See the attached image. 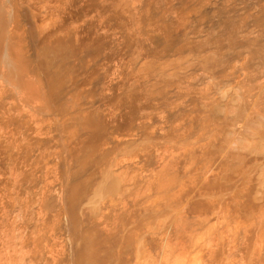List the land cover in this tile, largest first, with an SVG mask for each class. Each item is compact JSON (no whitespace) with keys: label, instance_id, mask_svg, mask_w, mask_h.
I'll use <instances>...</instances> for the list:
<instances>
[{"label":"bare ground","instance_id":"obj_1","mask_svg":"<svg viewBox=\"0 0 264 264\" xmlns=\"http://www.w3.org/2000/svg\"><path fill=\"white\" fill-rule=\"evenodd\" d=\"M112 1L108 2L109 6ZM118 1L121 4L126 2ZM140 1L136 4H139V11L135 5L139 12L136 16L138 24L144 26L139 33H151L146 31L150 26L151 29L156 27V30L161 28L159 33L162 34L153 33V29L152 37L147 35L155 42L152 41V46L156 45L160 51L181 46L178 34L171 27V21L179 16L175 15L178 16L176 19L169 20L174 15L168 19L163 13V20V0H146V4L152 2L147 5L149 7H145L144 0ZM114 2L117 8L121 7L117 1H113L111 6ZM153 2L157 4V11L152 8ZM156 2H160L159 5ZM181 2H178L175 10H179L183 4ZM219 2L222 7L218 23L216 21L218 27L215 28L218 29L213 35L216 40L212 37L211 43L216 41L213 44H217L215 48L217 46L220 56L212 52L211 56L207 52V55L204 54L205 60L201 56L204 61L202 66L217 71L218 75L214 72L216 79L211 77L215 80L214 84L213 80L209 81L211 85L202 82L203 87L192 89V96L187 97L190 101L186 110L190 115L200 112L202 116L197 114L195 119L193 116L188 118V122L194 120L192 125L186 122V126H175L176 122L170 127L169 122L165 130L155 127V130L148 131L153 128L149 127L152 124L147 128L142 126L144 133L140 131L137 137L135 119L133 121L127 117L125 120L129 121L121 124V127L116 123V118L122 108L132 109L136 100L137 104L141 103L137 95L140 91L136 92L140 87L135 84L138 80L126 86L129 81L124 84V79L128 74L122 78L123 85L118 86L120 92L114 98L115 104L113 102L112 109H105L104 102H109L107 93L114 86L115 83L111 84L117 81L116 78L112 76L107 83L108 76L100 75L103 72L99 68V73L95 69V72L89 73L90 76L86 75L89 79L85 77L90 67L86 70L87 60L84 62L81 54H87L94 60L95 66L99 65L96 62L106 47L104 39L95 35V40L78 45V41H72L73 34L58 35L52 31L44 35L46 28H39L43 38L41 43H37L39 46L34 53L36 61L32 66L27 63V66L21 61L27 56L21 58L22 53L18 51L21 48L20 44L17 46L19 39L13 35L11 26L12 31L9 29L14 13H7L2 3L0 264H264V4L258 7L257 0ZM128 4L126 2L124 5ZM167 4L171 6L170 0ZM127 6L124 8L122 4L124 11L129 10ZM238 6L240 10L236 9ZM9 8L12 11V7ZM43 11L41 18L37 15L41 28L46 21H54L56 17ZM114 18L116 15L111 19ZM178 26L181 27L180 24ZM14 29L18 30L15 26ZM243 50L252 52L255 57L251 55L253 58H250L258 61L251 59L246 62L248 56L242 61ZM147 65V71L154 69L152 72H156L155 65L152 64L154 68L151 64ZM104 72L109 75L106 69ZM151 73H146L144 69V78L149 84L153 82L151 77L147 79ZM214 74L211 73L212 76ZM159 80L160 83L154 81L152 89L147 82L148 85L143 82L145 86L142 84L140 87L144 89L145 100L148 102L151 99L149 103L158 98L167 102L160 94L169 80ZM144 93L141 90V96ZM175 95V98L180 96ZM159 99L155 104L163 107L165 103L161 105ZM146 101L142 102L147 104ZM139 105L141 108L133 106L138 109L134 112L142 110L143 105ZM172 108L175 112L178 105ZM158 110L161 111V107ZM158 110L154 112L155 115L153 113L156 119L162 112ZM180 111L183 112V109ZM182 112L174 115L177 114L179 118ZM199 116L202 119L196 121L201 118ZM139 117L141 119L142 116ZM51 118L56 123L54 120L51 122ZM49 120L56 130L53 127L50 131L52 125L48 124ZM160 120L158 118L154 122L157 127L161 126ZM54 140H58L60 154L65 155L64 158L58 155L61 159L58 165L61 167L62 164V167L57 170L50 168V164L48 167L46 162L45 165L41 164L44 154H49V149L55 147ZM37 148L40 151L45 149L42 157L39 156L41 158L35 154L40 162L30 159ZM139 162L146 164H141L143 168L150 167L144 168L148 170L146 173L142 171L145 174L137 173L141 172L140 169L136 171L137 168H134L140 165ZM56 172L60 179L57 185V182L54 183L57 186L54 188L55 185L51 183L47 185L46 179L58 176ZM42 182L43 186L40 185Z\"/></svg>","mask_w":264,"mask_h":264},{"label":"rangeland","instance_id":"obj_2","mask_svg":"<svg viewBox=\"0 0 264 264\" xmlns=\"http://www.w3.org/2000/svg\"><path fill=\"white\" fill-rule=\"evenodd\" d=\"M10 2L9 4H11V5H9L8 4V2ZM110 1H112V0H102L101 2H100V0H0V6H2V3H3V7L5 6V9L4 10H6V11H8L7 13H10V15L11 14H13L12 15V19L14 20V22H12L11 20H10V23H9V27L11 26L13 29V32L15 33L16 31L17 32H19V34L16 32L15 34L13 33V35L14 36H16L15 38H18L17 40V42H19V43H17V46H18V44H20L19 46L21 47V48H18L19 50V54H21L22 53V55H20L21 56V58H24V56L26 57V59L24 58V59H21V61L22 62H24L27 66H29L28 64H30L31 66L34 64V62L36 61V59H34L35 57V54L34 53H36V50H37V47L39 46L38 44L39 43H41L40 42V40H42L41 38H43V33H44V35L45 34H48V33H50V32H52V33H59L58 35H60V34H71L70 36H73L72 37V41L75 43H78V45H82V44H84L85 42L86 43H88V42H91L92 40H95V38L96 37H99V38H102V39H104V47L105 48H103L102 50L104 51H101V52H103V53H100V55L101 56H99V59H98V61L96 62V64L98 63L99 65H97V66H95V64H94V60L93 59H91V57H89L87 54V56L84 54V53H82L81 54V56H83V61L85 62L86 60V70L89 68V70H87L88 72H85V73H87V74H85V77H87L88 78V76H86V75H89L90 76V74L89 73H93V72H95V71H93V70H95L96 69V72H103V73H99L100 75L102 74V75H104V77L105 76H108L107 78H106V80H107V83H108V81L109 80H111L112 78V76H113V79H115L116 78V82H114L113 81V83L111 84V85H113L114 83V86L112 87L111 86V88H110V91H108V98L109 99H107V100H109V102H104V105H103V107L105 108V109H109V108H107V107H111V109H112V105H113V102H114V104H115V99H116V95H118V93L120 92L119 91V89H118V86H121V84H122V82H123V79H124V77H127V78H125L124 79V84H126L125 83V81L126 82H128V84H126V86H129V85H131V84H129V83H132V82H134V80H138V82L137 83H135V84H137V86L138 85H140V87H142L144 84H147L148 83V80L147 81H145L146 79L144 78V69H145V71H146V73H151L152 72V70H154V69H151V70H149V71H151V72H149V71H147V67H145L146 65H147V63H148V65L147 66H150V64L152 65H155L156 66V69H155V71L156 72H152L151 73V75H149V76H147V79L149 78V77H151V81H153L152 83L150 82V84L148 85L149 87H151V89L153 88V86L155 85V84H153V83H155V82H157V83H160L159 81V79H162V80H169V82H167L166 84H167V86H166V84H164V86H165V88L163 89L162 88V91H161V96H164L165 98H163V99H165L167 102H169V103H171V105L169 106V103H168V105H167V102L165 103V102H163V100L160 98H158L161 102H159L160 104L161 103H165L164 105H163V107L162 106H160L161 107V111L160 110H158V109H160V107L158 106V105H156L155 104V102H157L158 101V99L155 101V102H153L154 104H152V102L151 103H149V101L151 100H149L148 102L145 100V93H144V89H142V88H140L139 86L137 87V91L136 92H138V91H140V96H141V90H143V95L141 96V98H140V96H139V94L137 93V95H138V100L139 101H146L147 102V104L149 103V105H147V104H145L144 102H142L141 101V103L139 102V104H142L143 106H142V110L141 109H139L140 110V112H134V111H137L138 109L137 108H141V106L139 105V104H137L138 102H137V100H136V102L134 103V105L133 106H137V108L136 107H133L132 106V109H131V105H132V103L130 104V106H127V107H130V109L128 110L127 108H124V110H123V108L121 109V111L122 112H119V114L118 115H120L119 117H118V115H117V118H116V120H117V124L119 125V126H121V127H123V125H124V123H126V122H128L129 120H125V119H127V117L129 118V119H133V121H134V119H135V121H137V123H135V121H134V124L136 125V130L138 129V133L137 132H135V135H136V137H137V134L138 135H140V131H142L143 133H144V129H143V127L142 126H144L145 128H147L146 126H149V125H151V126H149V127H153L152 129L150 128H148L149 130L148 131H150V130H155L154 128L156 127V129L157 130H162V129H164L165 130V128L167 127H169V125H170V127L171 126H174L175 125V123L177 122V124L175 125V126H177V125H183V124H185V125H183V126H186V124L188 125V123H191V125H192V123H194L193 121L194 120H191L192 122H190V120H189V122H188V118H190V117H194V119H195V116L197 115V114H200V112L199 113H197V114H192L191 113V115H190V113H189V111H187L186 109H187V103L189 104V101L190 100H188L191 96H192V89H197L198 87H200L201 88V86L202 85H204L202 82H204L205 84H206V82H207V84L209 83V85H211V83L210 82H212V80L213 79H216L215 77H217L215 74H217L218 75V73H216L215 71H210L209 70V68H206V66H202V62H204L202 59V57L204 56V60L206 59V55H207V53H208V55L210 54V56L211 55H218V56H220V54H217V50H216V48H217V46H216V48H215V45H217L216 43H214L213 44V42L216 40L214 37L215 36H213V35H215V33L217 32L215 29H218V28H215V27H218V21H219V15H220V10H221V3L219 2V0H195V2H194V0H192V1H187V0H184L185 2L187 1L188 3L187 4H184L185 2H183V4H181L180 5V7H179V10L178 9H176L175 10V8L176 7H178V5H179V3L178 2H181V0L179 1H177L176 2V0L175 1H173V0H170V7H169V4H167L168 2H169V0H160V1H162L161 3H162V5H163V8L161 9V14H162V19L164 20V18L163 17H165V16H163V13H164V15H166L167 16V18L168 17H172V15H174L171 19H169V20H173V18H177L178 16L180 17V20H181V22H180V20H179V17L176 19V20H173V21H175V24H174V22L173 21H171L170 23L172 24V28H173V32L178 36L177 37V39L179 40L178 42H180L181 43V46L180 45H178V47L176 48H174L173 46H171L170 47V49L169 48H165V49H162V51H160V49L158 48H156L157 46L155 45V46H152V44H154L155 42L153 41V40H151V37H152V30L154 29V27H152L153 29H151V26L150 27H147V29H146V31L147 32H149V31H151V33H149L150 34V36L148 37L147 35H149V34H145V35H143V33H139V31H140V29L141 30H143V25H139L138 24V21H137V17L136 16H138V13L139 12H137V10L135 9L137 6H139V4L138 5H136L138 2L137 1H139V2H141L140 0H135L136 2H134V0H125L126 2H127V4H128V6L127 5H124V4H126V2L124 1V0H122V2L124 1L125 3H122L123 4V6H124V8H125V6H127L128 7V11H124V8L122 7V4L121 3H119V2H121V1H118V0H113V1H117L116 3L118 4L119 3V5L121 4V7H118V8H120V10L118 11V12H122L123 11V13H119V15H118V12H117V10H118V8H117V6L118 5H116L115 4V2H114V5L116 6V8L117 9H115V6L114 5H112L111 6V3L113 4V1L110 3V6H109V4H108V2H110ZM129 1V2H128ZM148 1V0H147ZM146 0H144V2H145V4H146V2H147ZM152 1V0H151ZM154 1H156V0H154ZM157 1H159V0H157ZM236 1H238V0H236ZM258 1V7H262V5L264 4V0H257ZM263 3H262V2ZM5 2V3H4ZM106 3V4H104V3ZM143 2V3H144ZM173 2H175L174 4H173ZM181 2V3H182ZM191 2V3H190ZM151 3L152 2H148L147 4H146V6L145 7H149L150 5H151ZM154 3L155 2H153V5H154ZM156 3H158V2H156ZM160 3V2H159ZM159 3H158V5H159ZM165 3V4H164ZM172 3V4H171ZM193 3V4H192ZM217 3V4H216ZM218 3H220V4H218ZM237 3H240V1L239 2H237ZM262 3V4H261ZM5 4V5H4ZM7 4V5H6ZM148 4H150L149 6H147ZM191 4H192V6H191ZM215 4H216V7H215ZM10 7H12V11H11V8H9V6ZM103 5V6H102ZM105 5H107V6H105ZM129 5H130V7H129ZM135 5H136V7H135ZM153 5H152V8H155V6L157 5H154V7H153ZM161 5V4H160ZM161 5V6H162ZM187 5H189V6H187ZM194 5V6H193ZM214 7H213V6ZM261 5V6H260ZM134 6V7H133ZM184 6V7H183ZM187 6V8H185ZM264 6V5H263ZM7 7V8H6ZM107 7H109V8H107ZM189 7V8H188ZM213 7V8H212ZM218 7V8H217ZM113 8V9H112ZM122 8H123V10H122ZM157 8V7H156ZM156 8L154 9V10H156ZM160 8V7H159ZM171 10H169V9ZM174 9V10H172V9ZM40 9H41V11H42V9L45 11V14H48V13H52V14H55V16L56 17H54L55 18V20L53 21H51V19L49 20V21H46V24L43 26V28H41L39 25H40V18H41V16H42V14L43 13H41V11H40ZM46 9V10H45ZM108 9V10H107ZM110 9H112V11H114V12H112ZM115 9V10H114ZM137 9H138V7H137ZM148 9H150V8H148ZM168 9V10H167ZM182 9V10H181ZM211 9V10H210ZM237 10L239 9L240 10V6H238L237 8H236ZM122 10V11H121ZM153 10V9H152ZM153 10V11H154ZM164 10V11H163ZM180 11V13L182 14V17L180 16V13H178V11ZM187 10V11H186ZM213 10V11H212ZM10 11V12H9ZM43 11V12H44ZM106 11H108V12H106ZM109 11H111V12H109ZM138 11H139V9H138ZM157 11V10H156ZM177 11V12H176ZM186 11V12H185ZM30 12V13H29ZM39 12L41 13V14H39ZM135 12V13H134ZM176 12V13H175ZM215 12V13H214ZM217 12V13H216ZM239 12V11H238ZM36 13V14H35ZM113 13H115V14H113ZM136 13H137V15H136ZM173 13V14H172ZM178 13V14H177ZM219 13V14H218ZM107 14V15H106ZM121 14V15H120ZM125 14V15H124ZM135 14V15H134ZM215 14V15H214ZM238 14H240V12L238 13ZM40 17H38V16ZM49 15V14H48ZM116 15V19L114 18L113 20L111 19V18H113L114 16ZM124 15V16H123ZM170 15V16H169ZM175 15H178V16H175ZM15 16V17H14ZM109 16H112V17H110L109 18ZM133 16V17H132ZM183 16H186V17H184L183 18ZM214 16H216V17H214ZM121 17H123L124 19H122ZM15 18V19H14ZM37 18H38V20H37ZM167 18H165V20H167ZM120 19H121V21H120ZM185 19V20H184ZM207 19V20H206ZM32 20V21H31ZM117 20V21H116ZM184 20V21H183ZM206 20V21H205ZM121 22V24L119 23V22ZM177 21H179V22H177ZM216 21H217V23H216ZM31 22V23H30ZM118 22V23H117ZM144 22V21H143ZM183 22V23H182ZM214 22V23H213ZM124 23V24H123ZM145 23H146V21H145ZM180 24V26L181 27H179L178 25ZM11 24V25H10ZM217 24V25H216ZM34 25H36V26H34ZM120 25V26H119ZM124 25V26H123ZM177 25V26H176ZM209 25V26H208ZM14 26H15V28L17 27V29L18 30H16V29H14ZM29 26V27H28ZM34 26V27H33ZM123 26V29L121 28ZM138 28H137V27ZM174 26V27H173ZM213 28H212V27ZM11 27L9 28L10 30H11ZM30 28V29H28V28ZM36 27H37V29H36ZM125 27V28H124ZM159 27V26H158ZM177 27H179V28H177ZM210 27V28H209ZM45 29L46 28V32L44 31L43 33H42V31L40 32V29ZM53 28V29H52ZM129 28H132V29H129ZM138 30H136V29ZM175 28H177L176 29V31L174 30ZM33 29V30H32ZM126 29V30H125ZM149 29V30H148ZM161 28H157V30H156V27H155V31L153 30V33H159V32H161V30H160ZM180 29V30H179ZM210 29V30H209ZM11 30V31H12ZM15 30V31H14ZM30 30V31H29ZM59 32H58V31ZM61 30V31H60ZM64 30V31H63ZM133 30V31H132ZM160 30V31H159ZM215 30V31H214ZM36 33H35V32ZM55 31V32H54ZM126 31V32H125ZM138 33H137V32ZM29 32V34H27ZM39 32V33H38ZM129 32V33H128ZM145 32V31H144ZM146 32V33H147ZM181 34V36H180V34ZM209 32H211V33H209ZM32 33H34V34H32ZM208 33L209 34H211V35H208ZM22 34H23V36H22ZM42 35V36H39V35ZM73 34V35H72ZM152 34V35H151ZM159 34H162V33H159ZM18 35V36H17ZM28 35V36H27ZM31 35H34V36H32V38L34 37V39H32L31 38ZM38 35V36H37ZM95 35H96V37H95ZM99 35V36H98ZM130 35V36H129ZM19 36H22V37H19ZM26 36V37H25ZM62 36V35H61ZM101 36V37H100ZM129 36V37H128ZM144 36H146V38L144 37ZM160 36V35H159ZM158 36V37H159ZM180 36V37H179ZM24 37V38H23ZM125 37V38H124ZM130 37H131V39H130ZM141 39H140V38ZM210 39H209V38ZM212 37L215 39L214 41H212V43H211V40H212ZM21 38H23V39H21ZM30 38V39H29ZM142 38H143V40H142ZM182 38V39H181ZM76 39V40H75ZM91 39V40H90ZM124 39H127V40H124ZM129 39V40H128ZM139 39L140 40H142V41H139ZM176 39V40H177ZM20 40H22V41H20ZM86 40V41H85ZM88 40H90V41H88ZM151 42H150V41ZM181 40V41H180ZM16 41V40H15ZM31 41V42H30ZM34 41V42H33ZM78 41V42H77ZM130 41V42H129ZM154 43H153V42ZM23 42V43H22ZM27 42V43H26ZM208 42H210V43H208ZM216 42V41H215ZM22 43V44H21ZM38 43V44H37ZM126 43V44H125ZM152 43V44H151ZM185 43V44H184ZM26 46H25V45ZM130 44V45H129ZM184 44V45H183ZM213 44V45H212ZM21 45H24V46H21ZM183 45V46H182ZM208 45V46H207ZM175 46V45H174ZM180 46V47H179ZM155 47V48H154ZM23 48V49H22ZM25 48V49H24ZM174 48V49H173ZM179 48V49H178ZM213 48H215V50L214 51H212L213 50ZM153 49V50H152ZM156 49H157V53H159V54H157V53H155L156 52ZM33 50V51H32ZM106 50V51H105ZM164 50H166V51H164ZM170 50V51H169ZM215 51H216V53H215ZM245 51V52H244ZM23 52H24V54H23ZM207 52V53H206ZM210 52H212V53H210ZM243 52L245 53L242 57H243V60L242 61H244L245 60V58H246V56H248V58H246V62L247 61H251V59L253 58V57H255L253 54H252V52H250V51H246V50H243ZM246 52H247V54H246ZM251 54H250V53ZM32 53V54H31ZM103 54H104V56H103ZM204 54H206V55H204ZM243 54V53H242ZM249 54V55H248ZM31 55V56H30ZM203 55V56H202ZM253 57H252V56ZM202 56V57H201ZM31 57V58H30ZM89 57V58H88ZM200 57H201V59H200ZM214 57V56H213ZM216 57V56H215ZM241 57V58H242ZM250 57H252V58H250ZM88 58V59H87ZM197 58H199L198 60H199V62L197 61ZM257 58V57H256ZM34 59V60H33ZM195 60H196V62H195ZM201 60V61H200ZM253 60H255V58L254 59H252V61ZM27 61V62H26ZM34 61V62H33ZM152 61H154V62H152ZM192 61H193V64H192ZM255 61H258V59H256ZM91 62V63H90ZM151 62V63H150ZM157 62V63H156ZM188 62V63H187ZM254 62V61H253ZM23 63V64H24ZM28 63V64H27ZM92 63H93V65H92ZM101 63V64H100ZM194 63H199L198 65L197 64H194ZM89 64H90V66H89ZM162 64H165V65H162ZM167 64H169V66H167ZM171 64H173V65H171ZM178 64V65H177ZM181 66H180V65ZM189 64V65H188ZM201 64V65H200ZM204 64H206V63H204ZM152 65V67L154 68V66ZM175 65V66H174ZM179 67H177V66ZM183 65V66H182ZM184 65H185V67H184ZM193 65H194V68H193ZM197 65V66H196ZM158 66V67H157ZM171 66L173 67L172 69H171ZM187 66H192L191 68H189V67H187ZM95 67V68H94ZM105 67V68H104ZM143 67H145V68H143ZM163 67V68H162ZM176 67V68H175ZM181 67V68H180ZM197 69H196V68ZM205 67V68H204ZM98 68H99V70H98ZM111 68V69H110ZM149 69H150V67H148ZM157 68H158V70H157ZM160 68H162L163 70H160ZM168 68V72L170 71H172L173 69L175 70V69H177L176 71H174V72H177V74H174V72H169V74L167 73V71H166V69ZM187 68H189V69H187ZM203 70H202V69ZM253 68V67H252ZM105 69H106V71H108L107 73L109 74V75H105V73L106 72H104L105 71ZM171 69V70H170ZM183 69H184V71H183ZM192 69V70H191ZM206 69H208V70H206ZM103 70V71H102ZM200 70V71H199ZM206 72H205V71ZM91 71V72H90ZM111 71H113V72H111ZM181 71V72H180ZM202 71H204V72H202ZM159 72V73H158ZM162 72V73H161ZM208 72H211V73H213L214 74V72H215V76L213 75H211V73H208ZM126 73V74H125ZM161 73V74H160ZM165 73H167V74H165ZM207 73V74H206ZM128 74V75H127ZM171 74V75H170ZM172 74H174L173 76H172ZM180 74H182V75H180ZM203 74H205L206 75V77H208V80H207V78L203 75ZM210 74V75H209ZM116 77H115V76ZM125 75V76H124ZM127 75V76H126ZM154 75L156 76V77H154ZM161 76V77H159V76ZM178 75V76H177ZM204 76V78H203V76ZM208 75V76H207ZM120 76V77H119ZM152 76H153V78L154 79H157V80H152ZM201 76H202V79H201ZM118 77H119V79H118ZM157 77H159V78H157ZM175 77H177V78H175ZM213 79H212V78ZM109 78V79H108ZM111 78V79H110ZM123 78V79H122ZM89 79V78H88ZM206 79V80H205ZM159 80V81H158ZM181 80V81H180ZM203 80H205V81H203ZM135 81V82H136ZM149 81H150V79H149ZM155 81V82H154ZM210 81V82H209ZM214 81L215 80H213V83L212 84H214ZM143 82H144V84H143ZM147 82V83H146ZM197 83H199V84H197ZM133 84V83H132ZM143 84V85H142ZM177 84H179V85H177ZM123 85V84H122ZM194 86L195 85V87H192V86ZM136 86V85H135ZM145 86V85H144ZM147 86V87H148ZM178 86V87H177ZM182 87V89L180 88V87ZM197 86V87H196ZM206 87L208 86V85H205ZM204 86V87H205ZM172 87V88H171ZM176 87V88H175ZM188 87L189 89H186V88ZM203 87V86H202ZM138 88L139 89H141V90H138ZM118 89V90H117ZM169 89H171V90H169ZM181 89V90H180ZM183 89H185L184 91H183ZM199 89V88H198ZM176 90V91H175ZM186 90H187V92H186ZM180 91H182V93H180L179 92V94H180V96H179V94H178V92ZM190 91V92H189ZM166 92V93H165ZM171 92V94H167V93H170ZM174 92V94H172ZM184 92V93H183ZM177 93V95H175ZM191 93V95H188V94H190ZM165 94H167V96H165ZM184 94V95H183ZM174 95L175 96H179L178 98H175L174 97ZM182 95L184 96V98L182 97ZM116 96V97H115ZM161 96H157V97H161ZM142 97H143V99H142ZM155 97V96H154ZM156 97V98H157ZM187 97H189V98H186ZM115 98V99H114ZM167 98V99H166ZM181 98H183V99H181ZM111 99H113V100H111ZM147 100L149 99V98H146ZM153 99V98H152ZM177 99H179V100H177ZM181 99V100H180ZM176 100V101H175ZM183 100H184V102L186 103V104H184V102H183ZM179 101H181V102H179ZM187 101V102H186ZM178 102H179V104H178ZM183 102V103H182ZM135 104H137V105H135ZM159 104V105H160ZM172 104H174V105H172ZM139 105V106H138ZM154 105L157 107L156 109H154L155 107H154ZM162 105V104H161ZM167 105V106H166ZM178 105V109H179V111H178V109L176 108V106ZM186 105V106H185ZM106 106V107H105ZM125 107H126V105H124ZM123 106V107H124ZM164 106L166 107V108H164ZM169 106V107H168ZM183 106H185L184 108H182ZM172 107H175L176 109H175V112H174V110L172 111ZM180 107L183 109V112L182 111H180V110H182V109H180ZM135 108V110H133ZM137 109V110H136ZM163 109V110H162ZM156 110H158V111H160L161 113H160V115H162V116H158L157 114V119H156V117H153V113L156 111ZM186 110V111H185ZM127 111H131L130 113L128 112V115H127ZM170 111H171V113H170ZM177 112V114L178 115H180V113L182 112V116H180L179 118H177V114L176 115H174V113H176ZM178 112H180V113H178ZM156 113H157V111H156ZM159 113V112H158ZM169 113V114H168ZM173 113V114H172ZM189 113V114H188ZM171 114V115H170ZM189 115V117H188V115ZM130 115V116H129ZM154 115H155V113H154ZM166 115H168V117L166 116ZM185 115V116H184ZM201 115V114H200ZM139 116H142L141 117V119H140V117ZM184 116V117H183ZM198 116V115H197ZM202 116V115H201ZM201 116H199V117H201ZM168 118V119H166V118ZM171 117V118H170ZM173 117V118H172ZM176 119H175V118ZM154 120H152V119ZM158 118H159V120L161 119H163V118H165V119H163L161 122L160 121H158V123L160 122L161 124H159V125H161V126H159V127H157V123L155 124L154 122H157L156 120H158ZM150 119V120H149ZM170 119V120H169ZM172 119H174L173 121H172ZM178 119H181V121L179 120L178 121ZM199 119H202V117L201 118H198L196 121H199ZM51 120V122L54 120L53 118H51L50 119ZM50 120L48 121V124L50 123V126L52 125V123L50 122ZM152 120V121H151ZM169 120V121H168ZM175 120H177V121H175ZM185 120V121H184ZM187 120V121H186ZM165 121V122H164ZM195 121V122H196ZM152 122V123H151ZM169 122H170V124H169ZM174 122V123H173ZM180 122H181V124H180ZM186 122H188V123H186ZM54 123H56V121L54 120ZM54 123H53V125H54ZM154 123V124H153ZM163 123V124H162ZM167 123H168V125H167ZM121 124H123V125H121ZM51 126L50 127V131L51 130H53V127H54V129H55V126ZM154 125V126H153ZM156 125V126H155ZM167 125V126H166ZM182 126V127H183ZM161 127V128H160ZM52 128V129H51ZM184 128V127H183ZM187 128V127H186ZM143 129V130H142ZM185 129V128H184ZM56 130V129H55ZM55 130H54V133H56L55 132ZM53 133V132H52ZM51 133V134H52ZM53 133V135H56V134H54ZM55 141V140H54ZM56 142V143H55ZM54 143L56 144V145H54V143L52 144V146L54 145L55 147H53L52 149H49V150H51V152L50 151H48V152H50L49 154H51V156L49 155V154H44L45 153V149H43V150H41L40 151V148L38 149H35L33 152H32V155H30L31 157H30V159L32 160V161H34V160H36L37 159V161H41V160H38V157L39 156H41V155H43L44 154V156H43V159L45 160H43L42 159V165H43V163H44V165H45V162H46V164H48L47 166L48 167H50V168H56V170L60 167L59 165H60V156H62L63 158L65 157V155L63 156L62 154H60V149H57L58 148V146H59V144H58V146H57V143H58V140L57 141H55ZM51 146V147H52ZM59 148H60V146H59ZM42 149V148H41ZM56 149V150H55ZM38 150V151H37ZM38 153H36V152ZM42 152H44V153H42ZM63 152V150H61V153ZM40 153V154H39ZM42 153V154H41ZM38 155V157L36 156V155ZM53 154H55V155H53ZM63 154H65V153H63ZM36 157H35V156ZM47 155H48V157H47ZM58 155H60V156H58ZM34 157H35V159H34ZM42 157V156H41ZM41 157H39V158H41ZM54 157V158H53ZM47 158V159H46ZM52 158H53V160H52ZM56 158V159H55ZM58 158V159H57ZM60 159V160H59ZM47 160H49V161H47ZM56 160V161H55ZM58 160H59V162H58ZM48 162H51V163H48ZM57 162V163H56ZM58 163H59V165H58ZM140 163V162H139ZM49 164H50V166H49ZM138 164V163H137ZM141 164H143V162H141L140 163V165L138 164V165H136L134 168L136 169V171L137 170H139L140 169V171L141 172H137V173H143L142 171H148L147 169H149L150 167H148V166H145L144 168H147V169H145L144 170V168L142 167L143 165H146L145 163L141 166ZM55 165V166H54ZM47 166H46V168H47ZM58 166V167H57ZM142 167V168H140V167ZM61 167H62V164H61ZM60 167V168H61ZM139 168V169H138ZM142 169V170H141ZM132 171H134V169L132 170ZM135 171V172H136ZM145 172V173H146ZM145 173H143V174H145ZM56 174L58 175V172H56ZM60 175H58V176H54L53 178H51V179H46L47 180V185H49L50 183V185H52V186H54L55 184L57 185L58 183H59V179H60V177H59ZM57 177V178H56ZM55 178V179H54ZM59 178V179H58ZM56 180H58V181H56ZM44 182V181H43ZM43 182L42 183H40V185H42L43 184ZM55 182H57V183H55ZM46 183V182H45ZM45 183H44V185H45ZM55 183V184H54ZM54 186V188H57V186ZM43 186V185H42Z\"/></svg>","mask_w":264,"mask_h":264}]
</instances>
